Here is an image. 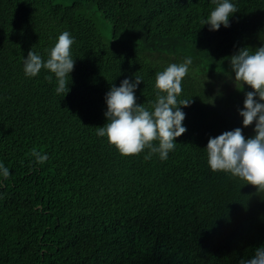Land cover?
<instances>
[{"label":"trees","instance_id":"trees-1","mask_svg":"<svg viewBox=\"0 0 264 264\" xmlns=\"http://www.w3.org/2000/svg\"><path fill=\"white\" fill-rule=\"evenodd\" d=\"M232 2L231 26L209 31L213 0H0V264H240L264 246V190L211 170L204 148L235 127L254 135L237 111L250 86L228 60L264 45V0ZM65 30L63 96L48 70L25 76L23 57L46 59ZM185 56L187 131L166 160L96 134L110 84L141 76L137 103L150 108L156 72Z\"/></svg>","mask_w":264,"mask_h":264},{"label":"clouds","instance_id":"clouds-1","mask_svg":"<svg viewBox=\"0 0 264 264\" xmlns=\"http://www.w3.org/2000/svg\"><path fill=\"white\" fill-rule=\"evenodd\" d=\"M213 3L215 7L200 20L201 26L207 25L209 31H217L221 26L230 27L238 11L235 3L232 0H213ZM74 41L75 37L65 30L56 37L46 59L30 50L23 57L25 76L35 77L42 68L46 69L56 78L55 92L66 95L71 83L67 78L71 77L75 64L71 54ZM228 62L233 79L242 82L243 86H250V90L244 93L243 106L237 111L242 117V126L255 122L254 135L246 138L243 127H235L210 136L204 147L207 163L213 171L229 173L264 190V45L254 52L246 47L239 48ZM192 63V57L185 56L181 63H170L156 72V99L151 102L150 108L137 103L136 89L143 81L141 76L125 77L118 86L110 84L104 94L106 122L96 129V134L107 137L122 155L138 154L148 149L146 158L158 153L161 160H166L169 152L175 149L176 138L187 131L183 124L186 113L181 106H190L192 99L179 97L182 80L189 73ZM153 141H158V144H153ZM32 156L41 164L48 159L47 153L41 154L36 149L32 150ZM9 175V168L0 163V176L7 178ZM240 264H264V246H258L254 255L242 259Z\"/></svg>","mask_w":264,"mask_h":264},{"label":"rangeland","instance_id":"rangeland-1","mask_svg":"<svg viewBox=\"0 0 264 264\" xmlns=\"http://www.w3.org/2000/svg\"><path fill=\"white\" fill-rule=\"evenodd\" d=\"M56 1L62 4H68L71 0H56Z\"/></svg>","mask_w":264,"mask_h":264}]
</instances>
